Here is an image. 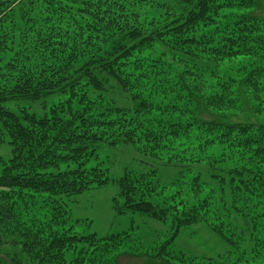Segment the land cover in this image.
<instances>
[{
  "label": "trees",
  "instance_id": "16d2710c",
  "mask_svg": "<svg viewBox=\"0 0 264 264\" xmlns=\"http://www.w3.org/2000/svg\"><path fill=\"white\" fill-rule=\"evenodd\" d=\"M263 5L0 0V264L264 262V117L231 118L264 110ZM108 184L165 233L79 231L69 201ZM199 225L226 251L176 248Z\"/></svg>",
  "mask_w": 264,
  "mask_h": 264
},
{
  "label": "rangeland",
  "instance_id": "374dc122",
  "mask_svg": "<svg viewBox=\"0 0 264 264\" xmlns=\"http://www.w3.org/2000/svg\"><path fill=\"white\" fill-rule=\"evenodd\" d=\"M150 5V3L144 2L135 6L137 12L140 13V18L145 16L147 19H150L152 17V9L149 8ZM146 10L149 11L146 13ZM260 13L264 16V5ZM252 106H254L253 102H246V104L243 105L244 110L236 113V115H232L231 118L240 121H253L254 119H256V117H253L255 115H259L260 118H263L264 110L260 111L258 114L253 115V112L251 110ZM119 154L120 156L122 155L120 151ZM10 155V146L8 144L1 145L0 156L4 159H7ZM124 166H132L131 157H116L115 164L113 167H111V176H117L120 172V169ZM116 191V185L108 184L105 187L86 191L82 194L74 196L72 198V201H69V208L71 210L72 218L92 219V223L89 228L86 227L87 225L83 224L77 227L79 231H96L99 234H106L129 230L132 231V234L134 236L141 238L143 244L151 243L153 236L161 235L160 231L165 233L164 229L162 230L163 227L160 226L159 222L149 220L145 216H141L138 214L116 215L111 208V198L113 195H115ZM258 210H260V207ZM177 241L178 242L176 244V248L182 249L185 252L186 248L188 249L189 246L195 247L197 251L208 254H217L219 252L222 253L226 251L225 248H227L216 235L211 233V231L207 230V228L202 225L189 227L187 230L180 234ZM245 243L247 246L249 245L250 239L248 237L245 239ZM234 254H236V252ZM246 256L249 257L248 255ZM256 258L258 259L259 256ZM116 264L156 263H153L152 261L139 256L123 255L118 257ZM252 264L257 263L252 262ZM258 264H264V262Z\"/></svg>",
  "mask_w": 264,
  "mask_h": 264
},
{
  "label": "flooded vegetation",
  "instance_id": "af4514ba",
  "mask_svg": "<svg viewBox=\"0 0 264 264\" xmlns=\"http://www.w3.org/2000/svg\"><path fill=\"white\" fill-rule=\"evenodd\" d=\"M0 257H4V256L0 255Z\"/></svg>",
  "mask_w": 264,
  "mask_h": 264
}]
</instances>
